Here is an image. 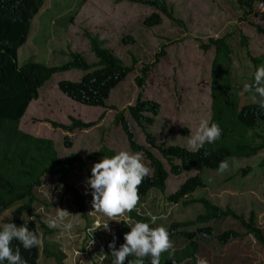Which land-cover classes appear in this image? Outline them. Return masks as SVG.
Segmentation results:
<instances>
[{
	"label": "rangeland",
	"instance_id": "obj_1",
	"mask_svg": "<svg viewBox=\"0 0 264 264\" xmlns=\"http://www.w3.org/2000/svg\"><path fill=\"white\" fill-rule=\"evenodd\" d=\"M163 1L165 8L169 9L174 17L182 20L183 27L172 23L154 6L137 3V1L44 0L42 9L31 21L29 35L32 39L28 35L27 40L17 50L15 61L17 66L26 61L58 65L63 62L70 51L79 53L87 63H93L95 57L88 48L85 33L104 40V46L108 47L123 65L127 66L131 63V56L137 62L122 81L110 90L108 98L105 100L106 106L112 105L114 109L82 105L64 97V94L56 90L54 84L58 79L77 81L84 73L80 70L70 69L52 74L38 89V97L31 103L30 109L27 111L31 116L38 115L40 118L61 123H66L68 116L81 119L84 122L95 121L93 126L87 129L63 132L59 128L54 130L49 125L35 123L39 120H30L29 123L26 120L28 114H25L20 118L19 128L32 135L46 136L52 140L59 158L66 157L71 150L80 151L81 157H84L88 152L96 151L101 147L112 150L116 155L120 151L132 152L128 148L121 128L112 123L115 112L122 109L133 133V139L154 156L162 158L157 151V146L180 145L189 149L188 139L195 134L199 122L202 119H209V65L213 55L212 47H209L206 52H202L194 39L199 38L202 42H206L208 37L222 36L230 30L240 29L242 34L250 37L247 42L248 51L251 55H258L264 53V36L257 33L249 22L239 21L237 6L227 0ZM153 11L159 13L160 23L146 28L141 23L142 19ZM51 17L61 23L64 28L67 20L71 17L67 24L68 31L65 29L59 35L50 36L48 18ZM248 21L264 28V17L257 18L256 15H251ZM125 35L132 37L133 42L122 41ZM43 39L46 40L42 41ZM237 40L238 36H235L233 42L237 43ZM161 46H163L164 55L159 57L157 63L146 71L145 88L142 93L143 98L155 100L159 104L158 114L154 117L152 124L143 123V130L130 118L126 106L134 104L138 91L134 78L140 75V68L144 64H150L153 61V56L159 52ZM242 55L243 58H246L243 52ZM247 61L249 60L247 59ZM232 67L230 73L234 77L237 76L236 83L239 86L237 93L243 95L245 83L250 84L251 73L250 71L246 72L242 66L239 67L235 62L232 63ZM243 74L248 75V79ZM254 95V91H247L243 95L241 103H258L260 98L258 95L254 98ZM145 132L150 134L148 140H145ZM250 133L264 138V121L257 122L254 130L253 128L249 130L238 128L236 135L242 140H248L251 137ZM64 136H67L71 141L70 148L63 145ZM259 141L258 138H255V143H259ZM142 155L143 163L149 167L147 157L143 153ZM162 160L164 161V159ZM225 160H227L229 168L224 173H219L218 168H203L198 172L204 186L196 188L190 198L205 197L213 204L217 205L218 203L221 206L230 207L234 213L241 214L244 218H247L248 213L252 211L255 223L257 225L264 224V164L258 165L259 161L264 160V148L249 157L230 156ZM164 165L166 169L169 168L167 164L164 163ZM82 174L83 171H73L70 174L69 182L78 190L82 188L80 183ZM195 174H197L195 171H182L176 176L169 175L167 179L173 183L168 182V187ZM53 182V178H47L43 185L44 187H53ZM177 187L178 185L173 191ZM153 191L150 193L159 197L158 192ZM169 192L171 191L165 190L164 195ZM46 199L50 204L47 208L41 205L36 207V212L45 218L54 217L57 208L68 209L66 206L68 199L61 194L55 195L53 192ZM137 207L139 206L137 205ZM171 208L172 214L161 222L165 226L171 220H186L193 218L197 212H203V207L199 203H191L187 207H183L179 202L175 208L174 206ZM89 210L95 214V219L98 212H93L94 209L90 203ZM141 210L140 208L139 211ZM177 211H180L181 214H178ZM73 215H76V219L69 217L68 222H72L75 226L77 220L82 217L78 214ZM91 216L93 215H88V219H82L88 221ZM152 217H156V215L152 214ZM91 219L86 226L92 225ZM102 221L105 223V220ZM84 225V221H79L75 230H72L74 227L70 231H65L62 227L54 229V241H50L49 244H54L55 252L58 249L62 250L66 257L72 248L82 251L88 240V237L84 236ZM199 226L211 227L212 234L208 236L209 246L215 244L212 241L217 242L215 236L225 229H234L238 232L245 230L237 219L229 216L222 217L221 220L211 219L208 222L200 223ZM189 229H194V227ZM94 241V244L100 247L101 235L97 232L94 233ZM195 241L202 242L200 238ZM222 245L217 242L218 249L222 248ZM177 247L179 248V244ZM223 250L226 252H221ZM90 252L91 250L87 251L82 257L85 256L89 259L91 264H111L114 259L104 256V252H100L99 258L94 256L93 261ZM214 252L218 255L217 259L207 261L208 264H264V246L257 245L252 238L245 235L228 245L227 249ZM204 253L200 252L199 259L206 258ZM80 257L73 259L75 264L82 259ZM45 262L52 264L48 260L40 258L41 264H45Z\"/></svg>",
	"mask_w": 264,
	"mask_h": 264
},
{
	"label": "trees",
	"instance_id": "obj_2",
	"mask_svg": "<svg viewBox=\"0 0 264 264\" xmlns=\"http://www.w3.org/2000/svg\"><path fill=\"white\" fill-rule=\"evenodd\" d=\"M119 2L122 0H112ZM137 1V3H147L157 8L172 23L183 27L182 20L174 17L171 11L165 8L163 0H128ZM232 5H236L239 11L238 20L249 22L257 33L264 36V28L258 24L248 21L249 16L256 15L257 18L264 17V12L254 10L257 2L264 0H227ZM41 0H0V230L5 223H14L18 227L23 221H27L30 230L40 234L42 244L30 251L22 248L26 253L25 260L27 264H41L40 258L48 260L52 264H69L64 254L58 249L55 252L54 229H50L42 221L46 219L36 212L37 205L47 208L50 204L46 199L51 193L61 194L67 198V194L72 206L80 215L88 217L87 204L84 201L87 191L82 186L81 190L74 187L69 182L72 167L77 170L86 169L88 176H91V168L94 163L99 162L103 157L111 158L114 152L106 147H101L96 151L88 152L84 157L78 153H70L65 159L60 160L53 149L52 142L48 138L34 136L19 128V121L25 114H28L31 103L38 97V89L54 73L67 71L68 69H79L85 71L78 83H73L67 79L57 81L58 89L65 96L81 104L89 106H101L106 109H114L112 105L106 106L105 100L109 92L117 83L122 81L136 64V59L131 56V63L123 65L121 60L114 55L111 50L104 46V40L97 39L85 33L88 48L95 57L93 63H87L85 59L77 52L70 51L68 56L58 65H45L40 62L26 61L22 65H16L18 48L27 40L30 29V20L38 8ZM142 25L146 28L160 23V15L153 11L142 19ZM50 36L59 35L65 31L64 26L55 21L53 17L48 18ZM235 36H238L237 43L233 42ZM36 37V35H35ZM29 38L32 37L29 35ZM43 39L42 41H45ZM197 47L206 52L209 47L213 48V55L209 65V91H210V117L209 122L216 123L222 129L220 139L212 144H205L197 152L188 151L178 146L159 147L160 154L169 158L176 157L180 160L181 168L184 170L199 169L206 167L217 169L220 162L228 156L249 157L258 150L264 148V138L257 134H251L248 140H242L236 135L238 128L243 130H254L257 122L264 120V109H261L256 103H241L243 95L237 93L238 84L236 77L230 71L233 69L232 63L235 62L244 70L250 71L251 81L254 82V73L257 67L264 65V53L251 55L248 51L247 42L250 37L241 33L240 29L230 30L222 36L208 37L206 42L199 38L194 39ZM124 42H133L132 37L125 35L122 38ZM242 52L246 58H243ZM164 55L163 46L158 53L153 56L150 64H144L140 68V75L134 78L138 87L135 95L134 104L127 106V111L137 126L144 130L143 123L150 125L158 113L159 104L155 100H149L142 97V90L145 87V73L149 67L154 66L158 58ZM248 79V75L243 74ZM247 91L244 92V94ZM147 113L148 115H146ZM69 123L63 124L53 122V120L40 118L38 115H29L26 120H39L36 122H49L65 131H71L73 128L86 129L95 124L93 121H81L73 117H68ZM115 126H119L125 135L128 147L133 152H142L149 160L153 170L152 174L145 177L143 184L139 189L140 198L146 197L150 189L155 188L158 192L163 191L164 179L166 174L157 159H155L144 146L138 144L133 139V133L130 130L127 121L123 117V110H118L112 119ZM186 131V130H184ZM255 133V132H253ZM257 135V136H254ZM145 140L150 138V134L144 133ZM258 138L259 143H255ZM66 145H70V140L64 136ZM207 150L210 155L205 157ZM264 164V160L259 162ZM170 171L178 172L179 168L170 163ZM47 178H53V187H44L43 182ZM195 183L202 185L197 178L192 179ZM195 185L190 180L182 183L172 194L166 196V199L159 197L158 201L175 202L183 194L189 193ZM88 193L90 191H87ZM206 207H210L212 215L221 217L230 216L237 219L245 228V233H250L255 242L264 246V224L257 225L254 221L252 211L248 213L247 218L241 214H236L232 210L225 208L223 211L210 206L203 198H197ZM55 201V200H54ZM129 218L140 219V216L134 212L127 213ZM105 222L109 223V233L102 231L100 247L94 241L90 250V256L94 261V256L99 258L100 252L104 256L112 257L109 243L115 239L116 248L124 243L116 227L125 223L105 217ZM207 220V219H206ZM177 222H167V226L174 227L179 225ZM39 230V231H38ZM101 230V229H100ZM224 233L217 237L224 241L225 234L232 238L239 236V233L232 229L223 230ZM219 234V235H220ZM16 241H13L15 248ZM21 248V246H19ZM100 249V250H99ZM22 255V254H21ZM162 257L167 258V263L162 262ZM161 257V264H170L174 260L172 256ZM114 258V257H112ZM134 259V257H132ZM48 262H45V264ZM4 264H7L5 261ZM80 264V263H78ZM87 264H91L88 259ZM144 264H150L149 259H145ZM192 264V263H191Z\"/></svg>",
	"mask_w": 264,
	"mask_h": 264
},
{
	"label": "clouds",
	"instance_id": "obj_3",
	"mask_svg": "<svg viewBox=\"0 0 264 264\" xmlns=\"http://www.w3.org/2000/svg\"><path fill=\"white\" fill-rule=\"evenodd\" d=\"M21 1L25 2L26 0H21ZM122 1L127 2L128 0H122ZM258 3L259 2H257L254 5V10L264 12V9L263 10L258 9L257 7ZM43 4H44V0H41V3L39 4L38 8L35 9V13L33 14L30 20V25H31V21L33 17L37 14L38 11L42 9ZM70 19L71 17L67 20L65 24L66 31H68L67 24L70 22ZM30 25H29V29H30ZM76 70H79V69H76ZM82 72H84L83 74H85V71H82ZM81 76L79 77L77 81H71V80L70 81L73 83H78L80 81ZM58 80H61V79H58ZM57 81H55L56 83L54 84V86L56 90L59 91L58 86H57ZM143 90H142V93H143ZM237 90H239V86ZM244 91H254V94H255L254 98L256 95H258V97L260 98L257 101L258 103L256 104H259L260 108L264 109V65H261L256 68L255 73H254V82L252 84L245 83ZM64 97H67V96L64 95ZM69 99L72 100L71 98ZM209 99H210V96H209ZM82 105H85V104H82ZM98 107H101V106H98ZM101 108H104V107H101ZM126 110H127V106H126ZM123 113H124V110H123ZM145 114L148 115L147 113ZM68 117H67L68 121L63 124L69 123ZM123 117H124V114H123ZM38 123L49 125L52 129L54 128V130L56 129L58 130L59 128L57 126H53L49 122L41 121ZM73 129H78V128H73ZM62 131L71 132V131H65V130H62ZM221 135H222V129L219 127L218 124L216 123L210 124L209 119H202L199 122V125H198V128L195 134L191 135L190 138L188 139L189 149H186V147L180 146V145H172V146H178L188 151L197 152L201 148H204V145L206 143L212 144L218 139H220ZM40 137L46 138V136H40ZM51 142H52V146L54 149L53 141L51 140ZM63 145L67 148H70L71 141H70V145H66L65 142H63ZM157 151L162 158H158L154 156L153 154L151 155L155 159L160 161L164 169V172L166 174V177L163 181L164 183L163 191L158 192L157 189L152 188L149 190L150 192L154 190L156 191L155 193L158 192L159 197H163L166 199V196L174 193L179 188V186L182 183H185L187 180H190L195 185L194 189L191 192L183 194L180 198L176 199L175 202L167 201L166 203V202L158 201L159 197L149 192L147 193L146 197L140 198L139 189L143 184V180L145 177L150 176L153 170L152 166L151 165L149 166V160H148L149 167H147L143 163L142 153H139V152L135 153L133 151H132L133 153L130 151H120L116 155L112 156L111 158L105 156L99 162L93 164L91 168L90 178L88 176L86 169L77 170L76 166L72 167L71 173L73 171H79V172L83 171L82 181H80V183L82 184L83 187L86 188L87 191H90L89 193L87 191L85 192V194L86 195L89 194V196H85L84 201L86 202L88 206L87 207L88 215H93L90 217V219L92 218L91 219L92 225L86 226L87 223L90 221V219L88 221H85L84 219H88V217H86L85 215H80L76 211V209L71 204L68 194H67L68 201L66 204V206H68V209L66 210V209L57 208L56 214L54 217L49 216L42 221L50 229H56V228L62 227L65 231H70L73 227L74 228L72 230H75L79 221L85 222V225L83 227V232H84V236L88 237V240L84 244L82 251L72 248L69 252L70 254H68L66 257V254L62 250H60L64 254L63 258L67 259L69 264H75L73 259L75 257L79 258L80 256H81L80 258L82 259L78 261L76 264L80 262L81 264H87L88 259L85 256L82 257V255L85 254L87 251H89L92 244L94 243L93 241L94 233L97 232L101 235L102 231L106 234L111 232L109 223L107 222L104 223L102 221L104 220L106 216L109 218H113L114 220L116 219L118 221L125 222L119 225L118 227H116L115 229L118 235L122 239H124V243L120 245L119 249L116 248L115 239L113 240V242L109 243L108 245L109 249L111 250V256L114 257L111 264H144L145 259H149L150 264H161V257L166 256V255L172 256L174 260V262L170 264H191V263L192 264H208L207 261L215 260L218 257V255L214 251H219L220 249H227L228 245L235 242L237 239H239L243 235L249 236L255 242L252 235L250 233L248 234L245 233V230L242 232L237 231L239 233V236L234 237V238H232L229 234H225V239L224 241L221 242L220 239H217V237L221 235L223 237V234H220V233H224L222 231L219 233L220 235L217 234L215 236L217 242L219 244H223L221 246L222 248L218 249L217 242L215 241H212L215 244H213L212 246H209L210 242L208 241L209 239L208 236L212 234V229L210 226H199V224L202 222H208L211 219L221 220L222 217L218 215H212L211 208L209 206L206 207L201 201H198L197 198L205 199L210 206L216 207L221 211H223L225 208H228L230 210L232 209L225 205L221 206L218 203L217 205L213 204L205 197L190 198L191 193L196 188H201L202 186H204V183L200 179L198 172H200L203 168H206V167H201L199 169L184 170L181 168L180 160L178 158L173 157V156H170L169 158H167L161 155L158 149ZM73 152L78 153L81 156L80 151L71 150L70 153H73ZM204 155L205 157H207L210 155V153L207 150H205ZM66 157L64 158L58 157V159L63 160ZM241 157H244V156H241ZM226 158H224V160ZM162 159H164V161ZM224 160L221 161L218 166L219 173H224L229 168V164L227 160L225 161ZM259 162H258V165H260ZM164 163L168 165L169 167L168 169L165 168ZM170 163L177 166L179 168V171L172 173L170 171ZM182 171H195L197 172V174L193 176H189L185 178L183 181L177 182L176 184L171 185V187L170 186L168 187V182H170V184H172L173 182L167 179V177L169 175L176 176L180 174ZM193 178H197L198 180H200L202 185L195 183L192 180ZM176 185H178V187L173 191ZM165 190H168L171 192H169L167 195H164ZM179 202L182 203L183 207H187L191 203H199L203 207V212L198 213L196 211L197 213L193 218H188L186 220H183V219H181V221L171 220V222L180 223L179 225L174 226V227L169 228L167 224L166 226L161 224V222H163L169 215L172 214V210H170L172 209L171 207L174 206L175 208ZM89 203L92 204V208L94 209L93 212H98V216L95 219H94L95 214L91 213L89 210ZM137 205L139 207H137ZM140 208L142 209L141 211H139ZM133 210L136 214L140 216V219L137 220V219H134L133 217L129 218L127 216V213H131ZM177 212L178 214H181L180 211H177ZM73 214H78L80 217L84 218V219L79 218L77 222L75 223V226L73 225L72 222H68L69 217H72L74 220L76 219L75 218L76 215H73ZM152 214L156 215V217L151 218ZM225 217H228V216H225ZM99 219H102V220L98 222L97 220ZM154 225L155 227H153ZM156 226H159V227H156ZM190 227H194V229H189ZM198 238H200L202 242L195 241ZM42 239L40 238L39 233H37L34 230H30L28 228L27 221L21 222L19 227L16 224L11 223V222L3 224L2 230H0V264H4L5 261L7 262V264H27V261L24 259L26 256V253L22 251V248L26 251H30L31 249L35 247H39L42 244ZM13 241L17 242L15 245V248H13ZM177 244H179V248L177 247ZM19 246H21V248ZM201 251L205 252L204 253L206 256L205 259L203 258L199 259V255ZM221 252H226V251L223 250ZM132 257H134V259H132ZM162 262L167 263V258L162 257Z\"/></svg>",
	"mask_w": 264,
	"mask_h": 264
},
{
	"label": "built area",
	"instance_id": "obj_4",
	"mask_svg": "<svg viewBox=\"0 0 264 264\" xmlns=\"http://www.w3.org/2000/svg\"><path fill=\"white\" fill-rule=\"evenodd\" d=\"M257 7H258L259 10H263L264 9V3L263 2H259L257 4Z\"/></svg>",
	"mask_w": 264,
	"mask_h": 264
}]
</instances>
